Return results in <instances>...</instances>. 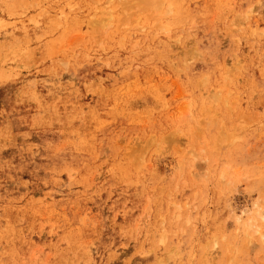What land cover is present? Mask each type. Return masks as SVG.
Returning a JSON list of instances; mask_svg holds the SVG:
<instances>
[{
	"label": "rangeland",
	"instance_id": "1",
	"mask_svg": "<svg viewBox=\"0 0 264 264\" xmlns=\"http://www.w3.org/2000/svg\"><path fill=\"white\" fill-rule=\"evenodd\" d=\"M0 264H264V0H0Z\"/></svg>",
	"mask_w": 264,
	"mask_h": 264
},
{
	"label": "bare ground",
	"instance_id": "2",
	"mask_svg": "<svg viewBox=\"0 0 264 264\" xmlns=\"http://www.w3.org/2000/svg\"><path fill=\"white\" fill-rule=\"evenodd\" d=\"M135 1V0H134ZM151 2V1H150ZM155 4V3H154ZM159 5L158 4H156V7H158ZM132 13V12H131Z\"/></svg>",
	"mask_w": 264,
	"mask_h": 264
}]
</instances>
